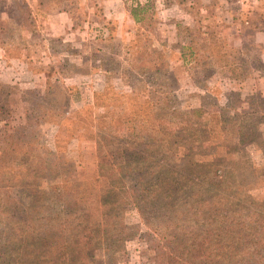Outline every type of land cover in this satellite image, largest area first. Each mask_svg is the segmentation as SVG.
<instances>
[{"label": "rangeland", "instance_id": "obj_1", "mask_svg": "<svg viewBox=\"0 0 264 264\" xmlns=\"http://www.w3.org/2000/svg\"><path fill=\"white\" fill-rule=\"evenodd\" d=\"M194 2L0 0V264H89L96 191L124 225L94 264H264V61Z\"/></svg>", "mask_w": 264, "mask_h": 264}, {"label": "crops", "instance_id": "obj_2", "mask_svg": "<svg viewBox=\"0 0 264 264\" xmlns=\"http://www.w3.org/2000/svg\"><path fill=\"white\" fill-rule=\"evenodd\" d=\"M192 1H195L194 3L203 9L210 6L216 8L218 15L210 19L211 21H203L205 24L212 23V31L216 30L219 35L221 29H226V35L229 40H233V45L250 51L258 48L260 57L264 61V0ZM186 2L189 3L190 0H186ZM70 28L71 19L68 17V13H59L45 19L42 33L46 38L53 39L64 34ZM19 60L8 56L4 45L0 42V83H4V85L17 83V69H20L24 64L23 62L15 63Z\"/></svg>", "mask_w": 264, "mask_h": 264}, {"label": "trees", "instance_id": "obj_3", "mask_svg": "<svg viewBox=\"0 0 264 264\" xmlns=\"http://www.w3.org/2000/svg\"><path fill=\"white\" fill-rule=\"evenodd\" d=\"M100 192L101 191H96L94 197L87 203L92 209L88 207L86 213L79 217L81 220L80 225L83 228L82 230L86 234V245H84L81 250L86 253L83 254L82 252L78 254V257H82L80 262L87 261L89 264H94L95 262L93 259L94 255L91 254L93 250L91 246L98 248L104 246L109 249L113 242L117 240V238H113V235L110 234L111 230L118 229L120 226L124 225L119 221L121 209H119L117 201L114 199L110 200L111 197L108 192ZM46 248L49 249L48 253L51 254V256L46 260V254L44 255V264H59L56 259L60 253L55 243L46 244ZM66 248H71V244H68ZM76 251H78V249ZM73 258L77 260V256H73Z\"/></svg>", "mask_w": 264, "mask_h": 264}]
</instances>
